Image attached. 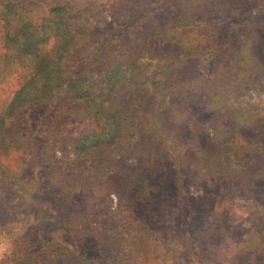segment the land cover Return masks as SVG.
Segmentation results:
<instances>
[{
    "label": "rangeland",
    "instance_id": "rangeland-1",
    "mask_svg": "<svg viewBox=\"0 0 264 264\" xmlns=\"http://www.w3.org/2000/svg\"><path fill=\"white\" fill-rule=\"evenodd\" d=\"M60 2L99 21L92 36L107 21L121 39H165L151 38L154 60L142 51L144 72H181L194 103L174 105L163 82L134 151L107 159L76 152L93 126L65 92L0 124V264H264V0H0V23L23 39ZM7 52L0 37V71ZM178 55L189 62L171 72ZM31 70L0 73V111ZM131 92H115L122 114Z\"/></svg>",
    "mask_w": 264,
    "mask_h": 264
},
{
    "label": "trees",
    "instance_id": "trees-1",
    "mask_svg": "<svg viewBox=\"0 0 264 264\" xmlns=\"http://www.w3.org/2000/svg\"><path fill=\"white\" fill-rule=\"evenodd\" d=\"M91 4L88 5L89 8ZM5 8L8 10L9 7L3 4V9ZM73 20L68 6L60 2L49 10L45 18L24 23L23 39L6 32L5 23L1 21L0 37L5 48L12 54L8 59L7 52L5 58L7 69L3 71L1 69L0 73L3 75L15 63L20 65L26 60L32 67L30 74L24 78L12 99L0 111V113L3 111L0 116L2 127L8 119L18 115L28 104L49 100L65 92L79 102L80 113L87 117L93 126L91 132L78 141L76 152L86 159L91 157L107 159L106 153L109 147L114 145L119 150L132 147V150L126 151L127 154L134 151L138 139H141L139 135L142 128L139 119L146 106L155 104V101L152 102L153 99H149L151 91L156 90L163 82L173 83L170 88L173 90L171 97L175 100L174 105L184 107L194 103L196 91L193 92L194 96L185 95L184 88H180L183 78L181 72L176 78L164 71L160 74L153 72L149 77L144 72L143 67L147 63L141 61L144 57L142 53H145L142 51H148V58L154 60L157 56L154 47L157 44H153L151 38H161L162 41L165 39L156 37L155 34L153 36L141 34L137 39L129 37L121 39L115 36V33L122 24L107 21L104 22L103 29L95 28L97 34L92 36L89 28L99 21H88L79 25V22L74 23ZM48 27L53 34L47 31ZM147 40L149 43H146ZM181 42L182 40L179 43ZM80 43L81 46L78 47ZM71 53H75L79 58L76 69L80 67L81 71L75 70L69 75L63 62L72 56ZM188 62L189 60L180 59L178 55V63L171 64L170 71L173 72ZM125 83L132 85V92L126 112L122 114L116 106L115 92ZM62 89L65 90L61 91ZM179 110L181 113L184 112L182 109Z\"/></svg>",
    "mask_w": 264,
    "mask_h": 264
}]
</instances>
